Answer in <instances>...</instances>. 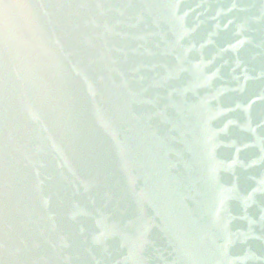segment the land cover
<instances>
[{
    "label": "water",
    "instance_id": "1",
    "mask_svg": "<svg viewBox=\"0 0 264 264\" xmlns=\"http://www.w3.org/2000/svg\"><path fill=\"white\" fill-rule=\"evenodd\" d=\"M0 264H264V0H0Z\"/></svg>",
    "mask_w": 264,
    "mask_h": 264
}]
</instances>
